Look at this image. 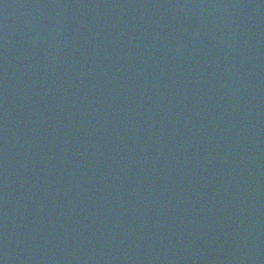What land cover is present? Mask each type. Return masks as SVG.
Masks as SVG:
<instances>
[{
	"label": "water",
	"instance_id": "obj_1",
	"mask_svg": "<svg viewBox=\"0 0 264 264\" xmlns=\"http://www.w3.org/2000/svg\"><path fill=\"white\" fill-rule=\"evenodd\" d=\"M0 264H264V0H0Z\"/></svg>",
	"mask_w": 264,
	"mask_h": 264
}]
</instances>
